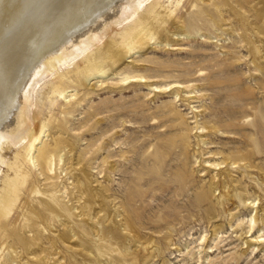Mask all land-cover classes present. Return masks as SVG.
I'll return each mask as SVG.
<instances>
[{"label": "rangeland", "instance_id": "obj_1", "mask_svg": "<svg viewBox=\"0 0 264 264\" xmlns=\"http://www.w3.org/2000/svg\"><path fill=\"white\" fill-rule=\"evenodd\" d=\"M179 1L161 20L144 2L38 86L31 133L1 150L0 264H264V0ZM114 217L132 251L96 236Z\"/></svg>", "mask_w": 264, "mask_h": 264}, {"label": "bare ground", "instance_id": "obj_2", "mask_svg": "<svg viewBox=\"0 0 264 264\" xmlns=\"http://www.w3.org/2000/svg\"><path fill=\"white\" fill-rule=\"evenodd\" d=\"M147 1L149 0H0V169L3 145L6 142L14 145L22 144L31 133L32 124L29 114L35 104V94L38 86L51 75V69L57 64L65 65L85 55L93 46L90 42L99 43L112 26H119L131 20L139 13L142 4ZM159 1L155 0L147 13L152 15L156 12L161 20L163 17L157 11ZM182 24L177 22L172 30V36L184 33ZM151 32L143 26L132 36L133 41L136 44L143 43V40L150 38ZM106 51L100 52L98 60L89 64L87 72L106 74L110 70V64L116 62L119 54L113 52L112 49ZM144 79V77L136 76L123 81L131 80V83H134L139 80L144 81ZM156 88L159 89V87ZM239 96L245 95L239 94ZM32 142L33 140L29 146ZM39 157L47 167L52 165L48 153L41 152ZM30 161L33 162V160ZM15 172L17 181H21V183L18 181L20 184L28 181L25 175H21L20 170L15 169ZM18 188L20 190V187ZM224 188L227 190L226 186ZM213 189L217 190L218 185L213 183L211 190ZM233 197L236 201H240L239 203L246 204L238 194ZM53 204L55 209L59 208L55 200ZM11 208L8 209L11 210ZM1 211L0 216L3 214ZM116 217L109 226L101 224L102 228L95 235L100 237L101 241L119 248L126 240L124 247L132 251L136 246V240L112 227ZM92 232L93 230L90 234H93Z\"/></svg>", "mask_w": 264, "mask_h": 264}]
</instances>
